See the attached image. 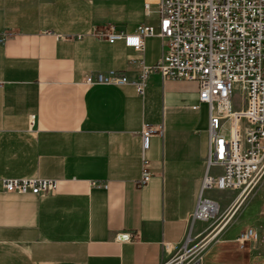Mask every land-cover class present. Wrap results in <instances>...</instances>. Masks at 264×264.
Returning a JSON list of instances; mask_svg holds the SVG:
<instances>
[{
  "label": "crops",
  "instance_id": "1",
  "mask_svg": "<svg viewBox=\"0 0 264 264\" xmlns=\"http://www.w3.org/2000/svg\"><path fill=\"white\" fill-rule=\"evenodd\" d=\"M145 1L0 0V264H161L171 256L163 244L174 252L186 237L199 197L221 208L238 195L202 191L208 110L196 82L152 72L142 94L133 83L83 82L108 71L135 80L159 61L158 37L137 54L91 35L156 26ZM144 125L161 133L145 155L150 179L138 186ZM24 178L57 187L44 196L3 190L2 180ZM210 226L195 222L191 237Z\"/></svg>",
  "mask_w": 264,
  "mask_h": 264
},
{
  "label": "built area",
  "instance_id": "2",
  "mask_svg": "<svg viewBox=\"0 0 264 264\" xmlns=\"http://www.w3.org/2000/svg\"><path fill=\"white\" fill-rule=\"evenodd\" d=\"M144 12L156 19V26L142 24L132 33L116 32L112 27L93 29L91 35L110 43L122 41L137 54L143 52L145 38L158 37L163 41L159 61L143 67L135 80L108 71L84 76V84L122 87L133 83L142 94L145 78L152 72L162 78L196 82L198 104H205L208 110L209 148L202 191H232L244 198L264 172V0H146ZM138 61L142 63L140 56ZM235 85L243 88V109L232 104ZM224 122L229 125L227 138L218 134ZM160 133L161 127L144 125L141 129L138 186L150 179L145 155L151 136ZM211 168L219 173H210ZM1 183L5 192L17 195L44 196L57 187L55 180L40 178L4 179ZM219 213L218 202L199 197L186 237L174 252L169 244H163L171 256L161 264H202L209 239L216 237ZM195 222L211 226L194 238L190 234ZM253 236V230L248 229L238 233L235 241L243 246Z\"/></svg>",
  "mask_w": 264,
  "mask_h": 264
},
{
  "label": "rangeland",
  "instance_id": "3",
  "mask_svg": "<svg viewBox=\"0 0 264 264\" xmlns=\"http://www.w3.org/2000/svg\"><path fill=\"white\" fill-rule=\"evenodd\" d=\"M262 64L264 66V60ZM242 90V86L235 85V93L232 98L233 106L239 109L244 108V92ZM228 130L229 125L224 122L218 132L219 136L227 138ZM235 198V194L224 198L225 206L220 208L216 219L224 218V212L233 205ZM238 203L240 204L237 206V210L230 217L231 219L223 231L216 236L219 237L208 242L207 246L209 247L202 256V264H264V172L255 180L245 197ZM248 229L253 230L254 236L241 246L235 241L236 236Z\"/></svg>",
  "mask_w": 264,
  "mask_h": 264
},
{
  "label": "bare ground",
  "instance_id": "4",
  "mask_svg": "<svg viewBox=\"0 0 264 264\" xmlns=\"http://www.w3.org/2000/svg\"><path fill=\"white\" fill-rule=\"evenodd\" d=\"M242 200V197L240 196V194L238 196H236V198L234 199L233 205L226 211L224 218L219 222V225L217 227V234L216 236L221 233L223 231V229L225 228V226L227 225L228 221L231 219L230 217L235 213V211L237 210V206L241 203H238L239 201ZM212 239H209V242Z\"/></svg>",
  "mask_w": 264,
  "mask_h": 264
},
{
  "label": "water",
  "instance_id": "5",
  "mask_svg": "<svg viewBox=\"0 0 264 264\" xmlns=\"http://www.w3.org/2000/svg\"><path fill=\"white\" fill-rule=\"evenodd\" d=\"M121 239H128V236H121Z\"/></svg>",
  "mask_w": 264,
  "mask_h": 264
}]
</instances>
